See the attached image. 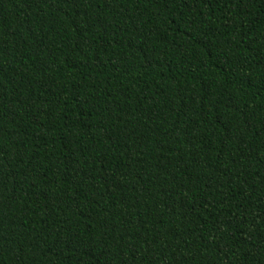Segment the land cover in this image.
Masks as SVG:
<instances>
[{
  "label": "trees",
  "instance_id": "trees-1",
  "mask_svg": "<svg viewBox=\"0 0 264 264\" xmlns=\"http://www.w3.org/2000/svg\"><path fill=\"white\" fill-rule=\"evenodd\" d=\"M0 264H264V0H0Z\"/></svg>",
  "mask_w": 264,
  "mask_h": 264
}]
</instances>
